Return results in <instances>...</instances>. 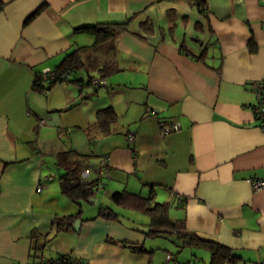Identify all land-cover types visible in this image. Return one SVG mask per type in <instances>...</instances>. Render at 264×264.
<instances>
[{"label": "crops", "instance_id": "obj_1", "mask_svg": "<svg viewBox=\"0 0 264 264\" xmlns=\"http://www.w3.org/2000/svg\"><path fill=\"white\" fill-rule=\"evenodd\" d=\"M1 1L0 264L59 255L150 264L151 219L113 203L119 191L168 204L170 219L232 249L234 264H264V186H251L264 180V121L253 111L251 86L264 83V0ZM100 22H126L105 56L118 70L95 90L65 82L33 89L38 72L93 43L74 28ZM106 107L117 119L101 126L96 112ZM163 122L179 130L163 134ZM67 151L86 156L85 180L104 186L94 193L97 204H81L78 230L56 233L55 218L78 210L60 186L58 155ZM102 157L106 176L98 173ZM101 207L117 217L99 216ZM136 213L148 218L143 226L131 218ZM179 257L167 252L165 261Z\"/></svg>", "mask_w": 264, "mask_h": 264}, {"label": "trees", "instance_id": "obj_2", "mask_svg": "<svg viewBox=\"0 0 264 264\" xmlns=\"http://www.w3.org/2000/svg\"><path fill=\"white\" fill-rule=\"evenodd\" d=\"M200 5V2L196 3ZM3 2L0 0V10ZM42 9V6L34 10L26 19L25 23L31 20ZM126 22L110 23L100 22L95 24L81 25L74 28L75 32L87 33L93 36L94 41L90 45L76 46L67 52L61 61L43 76V72L37 73L33 82V89L39 92L48 91L53 85L58 83H74L81 86L90 87L94 78L105 79L108 75L118 70L113 62L106 60L105 57L114 47L116 36L125 29ZM249 49L254 51L256 46L252 40H249ZM86 74V79L80 77V72ZM99 86V85H98ZM98 86L93 87L95 90ZM264 110V97L260 103ZM117 119V114L111 107L99 109L96 112V121L99 125L105 126L113 123ZM259 120L264 121V119ZM86 156L79 155L73 151H67L58 155V164L65 162V172L60 175V186L62 192L69 200L78 207L74 214L57 216L55 218L56 233L61 231L73 230V223L76 219L81 221V204L94 196L93 184L97 180L87 181L82 173L86 170L87 164L84 162ZM113 203L123 208H134L142 211L151 219V225L144 234L148 237H158L163 235L174 236L175 239L182 242L181 247H198L206 249L210 254L209 264H234L239 256L229 247L208 238H203L195 232L185 229L183 220L170 219L168 216V204H151L148 198L133 194L127 191L114 192L111 195ZM99 216L116 218L117 214L111 209L101 207ZM45 239L44 242H47ZM36 247V246H35ZM130 249L135 252H145V249L139 245H131ZM37 258L36 254L31 255ZM39 258V257H38ZM40 259V258H39ZM67 255H59L53 259H48L49 264H74ZM172 259V257H170ZM169 260V259H166ZM43 264V263H41Z\"/></svg>", "mask_w": 264, "mask_h": 264}, {"label": "rangeland", "instance_id": "obj_3", "mask_svg": "<svg viewBox=\"0 0 264 264\" xmlns=\"http://www.w3.org/2000/svg\"><path fill=\"white\" fill-rule=\"evenodd\" d=\"M80 75L83 76L82 74ZM87 203L84 204V208L89 207L88 205L89 203L88 204ZM84 210L85 211H83L82 214H86V209ZM170 214L172 215L171 211L169 213V217H171ZM131 218L134 219L137 225H141V226H143L142 224L148 220V218L146 216H143L141 213H136L135 216H131ZM148 239L149 240L146 243V246H150L149 248L153 250V254L151 255L152 257H150L151 259L150 264H174L173 261L171 262L165 261V254L167 252L173 253L178 257L180 256L178 258L179 264H209L210 262V254L207 250L203 248H195V247H187V246L181 247L178 244L180 241L175 239L174 236L163 235Z\"/></svg>", "mask_w": 264, "mask_h": 264}, {"label": "built area", "instance_id": "obj_4", "mask_svg": "<svg viewBox=\"0 0 264 264\" xmlns=\"http://www.w3.org/2000/svg\"><path fill=\"white\" fill-rule=\"evenodd\" d=\"M49 70H45L43 71V76L46 75V73H48ZM105 80L101 79V78H94L91 81V86L90 88L92 89L93 87H96L98 85L104 84ZM252 88L254 89V93H255V97L257 100V104L254 106L253 111L255 113V115L257 116V118L260 119H264V110H262L261 105L259 104L262 97H264V83L259 82V81H255L251 84ZM155 113V112H154ZM41 123L44 122V120L40 121ZM179 130V125L175 122H163L162 124V132L163 134H168L174 131ZM70 129H65L64 131H62L63 133H69ZM128 140L130 142H133L135 140V136L133 134H130L127 136ZM98 173L101 176H106L107 172H108V163L105 157H102L98 163ZM51 177L50 176H45L44 179L45 180H49ZM103 183L101 180L96 181L93 184V190L94 192H99L102 188H103ZM251 186L252 188L255 189H259L260 187L264 186V180L262 179H252L251 180ZM42 185L39 184L36 188V191L39 192L41 191ZM170 255L166 256V259H170ZM74 264H86L85 261L79 260V259H70ZM43 264H49V261H45L43 262Z\"/></svg>", "mask_w": 264, "mask_h": 264}, {"label": "water", "instance_id": "obj_5", "mask_svg": "<svg viewBox=\"0 0 264 264\" xmlns=\"http://www.w3.org/2000/svg\"><path fill=\"white\" fill-rule=\"evenodd\" d=\"M97 201H98V198L95 197V196H92L90 197L87 202L90 204V205H95L97 204ZM80 223H81V220L80 219H76L73 223V229L74 230H78L79 227H80Z\"/></svg>", "mask_w": 264, "mask_h": 264}]
</instances>
